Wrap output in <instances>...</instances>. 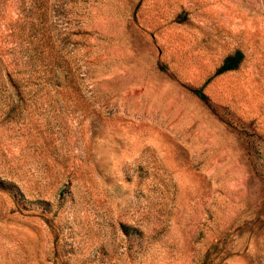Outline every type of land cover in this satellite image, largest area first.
<instances>
[{"label":"rangeland","instance_id":"1","mask_svg":"<svg viewBox=\"0 0 264 264\" xmlns=\"http://www.w3.org/2000/svg\"><path fill=\"white\" fill-rule=\"evenodd\" d=\"M0 264H264V0H0Z\"/></svg>","mask_w":264,"mask_h":264},{"label":"trees","instance_id":"2","mask_svg":"<svg viewBox=\"0 0 264 264\" xmlns=\"http://www.w3.org/2000/svg\"><path fill=\"white\" fill-rule=\"evenodd\" d=\"M241 58H242V53L238 50L224 56L219 66L215 69L214 74H219L224 71H228L236 68ZM194 92L201 99L204 98V94L201 92L200 89H196L194 90Z\"/></svg>","mask_w":264,"mask_h":264}]
</instances>
